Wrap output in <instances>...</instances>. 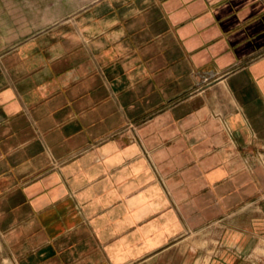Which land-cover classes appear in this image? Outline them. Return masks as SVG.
Returning <instances> with one entry per match:
<instances>
[{"label": "crops", "instance_id": "0c3cea01", "mask_svg": "<svg viewBox=\"0 0 264 264\" xmlns=\"http://www.w3.org/2000/svg\"><path fill=\"white\" fill-rule=\"evenodd\" d=\"M4 1L15 263H230L198 236L264 194V0Z\"/></svg>", "mask_w": 264, "mask_h": 264}, {"label": "rangeland", "instance_id": "374dc122", "mask_svg": "<svg viewBox=\"0 0 264 264\" xmlns=\"http://www.w3.org/2000/svg\"><path fill=\"white\" fill-rule=\"evenodd\" d=\"M3 1V0H2ZM11 0H5L9 2ZM46 2L51 0H24ZM63 0H56V2ZM227 237L231 244L230 263L225 264H264V194L261 197L238 207L221 222L210 226L199 233V239L203 241V248L211 246L214 242V250L222 248V238ZM205 251V250H203ZM206 252V251H205ZM208 254H200L199 264H205ZM0 264H16L9 255L0 236Z\"/></svg>", "mask_w": 264, "mask_h": 264}]
</instances>
